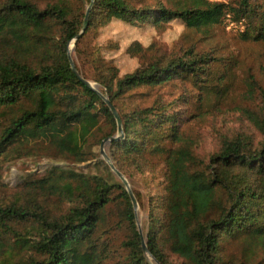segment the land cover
<instances>
[{
  "label": "trees",
  "instance_id": "1",
  "mask_svg": "<svg viewBox=\"0 0 264 264\" xmlns=\"http://www.w3.org/2000/svg\"><path fill=\"white\" fill-rule=\"evenodd\" d=\"M84 1L91 10L81 34L86 9L60 0L44 7L32 0H0V44L8 48L0 53V119L2 110L29 104L7 125L0 121V157L16 144L43 138L84 162L83 148L99 129V116L110 128L103 136L106 140L118 132L116 119L100 96L106 95L122 122L123 138L109 141L118 169L126 175L130 169L144 172L152 159L165 165V193L161 204L151 209L146 235L152 259L142 250L135 209L120 182L54 171L49 185L71 204L65 213L0 206V233L15 235L20 250L31 253L17 264H104L96 235L104 211L116 199L124 206L131 236L122 244L129 251L127 258L115 264H231L224 255L227 242H264V143L253 148L247 137L224 138L219 150L204 160L194 154L183 134L192 118L182 111L189 96L158 100L145 108L119 106L140 88L185 82L201 88L216 59L190 49L181 56L156 57L123 76L102 61L93 79L100 86L98 92L76 75L67 48L75 40L77 52L89 32L113 19L157 29L179 20L207 32L227 18L242 27L243 37L264 42V0H236L235 6L209 0ZM147 51L139 43L128 49L132 57H143ZM75 67L82 79H90L76 62ZM252 121L264 137V114ZM135 197L139 202V195ZM31 220L36 241L21 237L14 227Z\"/></svg>",
  "mask_w": 264,
  "mask_h": 264
},
{
  "label": "rangeland",
  "instance_id": "2",
  "mask_svg": "<svg viewBox=\"0 0 264 264\" xmlns=\"http://www.w3.org/2000/svg\"><path fill=\"white\" fill-rule=\"evenodd\" d=\"M32 1L44 7L58 0ZM60 1L82 11L86 9V12L90 7L84 0ZM148 1L155 4L158 0ZM209 1L236 5V0ZM166 4L168 7L173 6L171 2ZM243 31L239 25H231L227 18L207 32L190 29L179 20L157 29L150 24L132 27L113 19L107 25L89 32L77 52L75 41L69 43L67 50L72 60L90 78L87 81L91 87L98 92L100 86L93 79L102 61L111 63L123 76L156 57L181 56L190 49L215 58L209 80L201 88L191 82L140 88L119 104L130 110L149 107L158 100L170 101L180 95L189 96L190 103L183 106L182 111H185L187 119L192 118L183 126L184 138L190 143L194 154L208 160L219 150L224 138L247 137L253 148L264 143L263 135L252 121L255 115L262 117L264 114V42L243 37ZM133 43L148 48L143 57H132L128 53ZM5 50L8 48L0 44V53ZM97 58L101 59V63L96 62ZM28 106V103H24L14 109L2 110L4 112L0 121L7 125L14 115ZM99 119V129L94 131L83 148L84 162L61 153L43 138L10 147L0 157V206L24 207L32 212L44 210L52 215L65 213L71 204L49 185V177L54 171L57 174L73 171L87 176H101L110 183L120 182L126 189L108 163L109 160L120 171L112 157L109 141L102 148L104 155L101 154L102 143L107 139L103 136L110 132V128L103 117L99 116ZM117 136L118 132L114 137ZM148 167L144 172L130 169L129 175L120 171L134 196L140 197L139 202L136 199V224L145 242L151 209L161 204L166 187L163 161L152 159ZM62 178L65 180V176ZM118 193L115 192L114 197L118 198ZM124 211L123 204L116 199L103 213L96 239L100 250L104 249V264L123 262L128 256L129 251L122 244L129 240L131 233L124 221ZM14 227L21 237L36 241L33 220L14 223ZM0 242V264H17L31 254L20 250L17 237L13 234L0 233ZM224 255L231 264H264V242L249 239L229 241L224 246ZM172 260L179 263L175 257Z\"/></svg>",
  "mask_w": 264,
  "mask_h": 264
},
{
  "label": "water",
  "instance_id": "3",
  "mask_svg": "<svg viewBox=\"0 0 264 264\" xmlns=\"http://www.w3.org/2000/svg\"><path fill=\"white\" fill-rule=\"evenodd\" d=\"M90 10H91V6L88 8V10H87V12H86V17H85V21H84V28H83L81 34L84 33V31H85V29H86V27H87V23H88V18H89ZM81 34H80L77 38H79V37L81 36ZM74 41H75V40H74ZM68 58H69V62H70V64H71V67H72V69L74 70V72L76 73V75H77V76H78V77H79V78H80V79H81V80H82L87 86H90V87H91L90 82H88L87 80L82 79L81 76L79 75V73L77 72L76 67H75V63H74V61L72 60V58H71V56H70L69 53H68ZM91 88H92V87H91ZM93 89H94V88H93ZM94 90H95V89H94ZM99 94H100V93H99ZM100 96L102 97V99L104 100V102L108 105V107H109V109L111 110V112L113 113V115H114V117H115V119H116V122H117V126H118V136H117V137L110 138V140H105V141L102 143L101 154L104 155V154H103V149H102L103 146H104V144L107 143L108 141H114V140H117V141H118V140L122 139V138H123V129H122V122H121V119H120V117H119V115H118V113H117L115 107L110 103L109 99L106 98L104 95L100 94ZM107 160H108V158H107ZM108 163H109L111 169L116 173V175L122 180V182H123L124 185L126 186V190H127L128 194H129V196H130V198H131L132 204H133L134 209H135V215H136L137 201H136V198H135V196H134L132 190L128 187V183H127L126 179L124 178V176L122 175V173H121L120 171H118V170L116 169V167H115L112 163L109 162V160H108ZM136 218H137V217H136ZM139 233H140V235H141V237H142V250H143V252H144L149 258L152 259V255H151V254L149 253V251H148V248H147L146 242H145L144 237L142 236V233H141L140 230H139Z\"/></svg>",
  "mask_w": 264,
  "mask_h": 264
},
{
  "label": "built area",
  "instance_id": "4",
  "mask_svg": "<svg viewBox=\"0 0 264 264\" xmlns=\"http://www.w3.org/2000/svg\"><path fill=\"white\" fill-rule=\"evenodd\" d=\"M235 23H231V25H234Z\"/></svg>",
  "mask_w": 264,
  "mask_h": 264
}]
</instances>
